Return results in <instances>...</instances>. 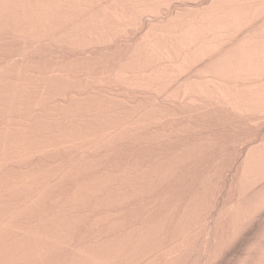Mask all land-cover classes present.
I'll list each match as a JSON object with an SVG mask.
<instances>
[{
    "label": "bare ground",
    "instance_id": "6f19581e",
    "mask_svg": "<svg viewBox=\"0 0 264 264\" xmlns=\"http://www.w3.org/2000/svg\"><path fill=\"white\" fill-rule=\"evenodd\" d=\"M263 128L264 0H0V264H264Z\"/></svg>",
    "mask_w": 264,
    "mask_h": 264
},
{
    "label": "rangeland",
    "instance_id": "374dc122",
    "mask_svg": "<svg viewBox=\"0 0 264 264\" xmlns=\"http://www.w3.org/2000/svg\"><path fill=\"white\" fill-rule=\"evenodd\" d=\"M264 129V128H263ZM263 129H261L259 132L263 133Z\"/></svg>",
    "mask_w": 264,
    "mask_h": 264
}]
</instances>
